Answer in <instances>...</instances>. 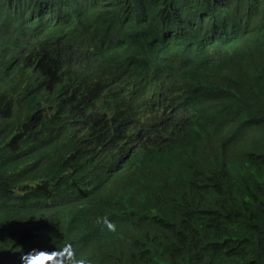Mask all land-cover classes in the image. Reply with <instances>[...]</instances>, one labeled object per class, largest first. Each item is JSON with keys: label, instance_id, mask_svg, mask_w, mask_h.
<instances>
[{"label": "trees", "instance_id": "trees-1", "mask_svg": "<svg viewBox=\"0 0 264 264\" xmlns=\"http://www.w3.org/2000/svg\"><path fill=\"white\" fill-rule=\"evenodd\" d=\"M262 1L0 0V261L27 264L18 254L26 258L41 245L76 249L54 231L60 224H74L75 240L100 229L72 191L91 167L109 176L94 180L92 190L114 200L107 218L120 239L103 250L119 264H173L193 256L191 246L209 264H264V242L254 255L244 253L252 232L230 195L254 188L253 216L262 218L264 181L252 178L264 169V142L254 159L227 164L251 180L206 195L213 165L205 144L220 131L206 109H193L184 124L175 120L185 100L167 86L189 74L166 68L199 67L212 51L217 65L205 72L207 83L236 73L234 61L248 49L260 52L264 34L234 35L230 22L208 21L205 6L230 5L253 25L264 24ZM178 11L190 24L171 14ZM206 29L209 43L195 49L192 37ZM133 30L145 35L143 47L128 45ZM112 44L123 47L116 62ZM143 51L163 68L147 67L137 54ZM128 246L132 256L116 254Z\"/></svg>", "mask_w": 264, "mask_h": 264}, {"label": "clouds", "instance_id": "clouds-1", "mask_svg": "<svg viewBox=\"0 0 264 264\" xmlns=\"http://www.w3.org/2000/svg\"><path fill=\"white\" fill-rule=\"evenodd\" d=\"M230 1V0H229ZM264 3V0L262 1ZM205 12L208 21L213 22L214 17H217L222 23H229V30L234 35L252 36L254 38L264 34V24H251L242 20L243 15L235 13L234 9L229 5L227 9L218 6H205ZM173 15H178L179 18L187 21L190 24L188 15L178 11L172 12ZM213 15V16H212ZM119 23H121L119 19ZM242 29V34H237L238 29ZM201 38L194 35L192 37L193 46L195 49H202L209 43V31ZM136 34H132L133 42L128 45H134L136 42L141 43V47L145 45V35L140 30H133ZM127 37L131 38L128 32ZM135 42V43H134ZM122 49L119 44H112V59L116 62L122 55ZM257 53L253 49H248L242 53L234 61V69L236 73L229 74L218 85L207 83L205 72L216 67L217 62L214 59L217 57L211 51V60L207 59L199 67L194 64L190 66L177 63L170 67H176L173 71L183 73L187 71L189 77L180 81L169 84L167 87L170 93L176 97L183 98L185 101L178 107L175 112V120L181 124L190 121L193 117V109H206L214 119L212 124L218 126L220 133L210 137L205 144V154L208 159L207 164L213 165L210 172L203 181V191L216 194L225 190L229 193L227 187L229 182L246 183L251 180L248 177L238 175L237 171L227 168V164H233L240 161L245 164L246 161L255 158L254 147L257 143L264 142V56L260 57L264 48ZM143 60L144 64L149 63L147 67L163 68L147 56V52L137 53ZM124 59H129L130 55ZM182 65V66H181ZM211 68V69H210ZM126 71L129 68H125ZM124 73V72H123ZM196 104H199L196 106ZM243 145H240L242 144ZM84 181L77 182L78 186L72 188L74 195L83 206H87L93 211L92 217L94 221L100 225V229L92 235L84 239V235L75 240L78 236V231L74 224L71 223V229L67 230L60 224L55 228V232L61 235L64 239L71 240V243L51 244L32 247L31 251L26 254V258L18 254L27 264H119L113 256H108L103 248L114 247L120 237L117 233V225L108 220V212L114 210V200L105 197L101 192L94 193L92 190V182L94 180L109 179L107 172L100 171L89 167L82 175ZM254 181H264V169L258 170L257 176L252 178ZM254 188L245 190L237 188L230 195L233 201L236 202L241 209L246 210L239 218L247 226V230L252 232L249 239L243 241L244 253L248 256L254 255L253 250L257 249L258 245L264 242V213L260 214L262 218L253 216L254 206ZM226 197V196H225ZM235 223V222H234ZM246 233V232H245ZM244 233V234H245ZM103 247L98 251V246ZM194 255L187 257L178 256L174 259L173 264H209L203 262L200 249L191 246ZM134 249L131 246L118 249L116 254L120 256L130 257L133 255ZM144 255V251L140 250ZM50 257V259H49ZM190 260L189 262H187ZM145 261V262H144ZM144 264H151V259L144 260ZM228 260L225 264H228ZM0 264H15L11 262H1ZM141 264V263H140ZM154 264H160L157 261Z\"/></svg>", "mask_w": 264, "mask_h": 264}, {"label": "snow or ice", "instance_id": "snow-or-ice-1", "mask_svg": "<svg viewBox=\"0 0 264 264\" xmlns=\"http://www.w3.org/2000/svg\"><path fill=\"white\" fill-rule=\"evenodd\" d=\"M49 259H50V257H49Z\"/></svg>", "mask_w": 264, "mask_h": 264}]
</instances>
